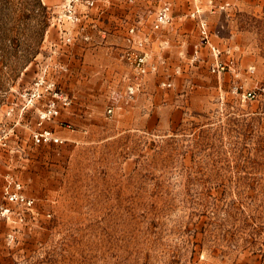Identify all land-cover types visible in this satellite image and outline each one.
<instances>
[{"label": "rangeland", "instance_id": "obj_1", "mask_svg": "<svg viewBox=\"0 0 264 264\" xmlns=\"http://www.w3.org/2000/svg\"><path fill=\"white\" fill-rule=\"evenodd\" d=\"M51 1L0 0V166L34 198L7 201L1 175L0 264H264V0H178L198 42L131 93L120 57L52 55ZM133 2L95 0L86 23Z\"/></svg>", "mask_w": 264, "mask_h": 264}, {"label": "built area", "instance_id": "obj_2", "mask_svg": "<svg viewBox=\"0 0 264 264\" xmlns=\"http://www.w3.org/2000/svg\"><path fill=\"white\" fill-rule=\"evenodd\" d=\"M94 1L95 0H57L46 5L48 25L44 40L48 38L47 32L51 26L55 28L57 33L54 40L49 39L51 49H57V47L64 48L65 45L77 41L88 42L91 40L92 33L89 30L86 20L92 18L89 7L93 5ZM170 18L171 4L169 1L163 0L160 2L150 21L151 29L159 30ZM200 26L202 38L207 41L208 32L206 21L201 20ZM104 31L105 30H102L101 32L104 33ZM149 37L150 34L145 30L140 17L132 21H126V30L123 35L124 43L120 48L119 57L128 62L133 69L134 80L127 86L130 93L135 90V85L139 83V78L149 70L156 68L155 63L150 61ZM220 66L221 68L224 67L223 64H220ZM162 83L169 85L170 81H163ZM111 110L112 108H108V111ZM57 112L58 109L55 106V102L52 100L48 107L41 112V116L50 117ZM33 137L35 141H57L59 139V137L55 136L49 129L37 131L33 134ZM4 143L5 142H3V144ZM3 179L2 193L7 201L21 203L27 207L32 205L34 198L28 196L23 191V184L20 180L10 173L4 174ZM11 211V207L5 202L0 203V216L8 217ZM19 213L20 212H18V218L22 219L23 216ZM10 235L12 234L10 233Z\"/></svg>", "mask_w": 264, "mask_h": 264}, {"label": "crops", "instance_id": "obj_3", "mask_svg": "<svg viewBox=\"0 0 264 264\" xmlns=\"http://www.w3.org/2000/svg\"><path fill=\"white\" fill-rule=\"evenodd\" d=\"M57 0L51 1L53 3ZM153 1H157L156 5L161 2V0H135L133 6H129L127 10L115 12L113 15H109V20L105 21L103 17L97 16L94 19L95 23L91 24L89 30L92 33V38L88 42H74L69 45H65L64 48L57 47V49H51L50 40H54L55 36H49L44 42L50 50H53V54L60 59L65 60H83L86 58L85 53L83 52L87 47L89 48H101L104 50V56L101 55L100 58L106 59H119L118 50L119 46L122 44L123 40L120 42L121 37L119 36L122 31L119 21H114L113 19L118 18V16H132L141 18V21H144V18L147 20V26L150 25V19H152L153 12H150L149 7ZM172 2V13L173 17L170 22L164 24L151 38L150 41V53L151 58L162 57L164 60H180L185 58L192 53L193 45L199 40L197 22L191 16H188V12L183 13L178 5V0H169ZM47 3V4H50ZM158 6V5H157ZM128 13V14H127ZM96 15V12H94ZM144 25V27H146ZM100 30H99V29ZM53 34L56 33L55 28H53ZM51 27L49 28V31ZM105 30L104 33L101 31ZM122 34V33H121ZM154 40V41H153ZM54 56V59H57ZM149 99L144 98V102L149 103ZM138 108L137 106L134 107ZM6 143V141H5ZM4 170L0 166V184L2 181L1 175Z\"/></svg>", "mask_w": 264, "mask_h": 264}, {"label": "trees", "instance_id": "obj_4", "mask_svg": "<svg viewBox=\"0 0 264 264\" xmlns=\"http://www.w3.org/2000/svg\"><path fill=\"white\" fill-rule=\"evenodd\" d=\"M42 8H43V10L45 11V6L42 4Z\"/></svg>", "mask_w": 264, "mask_h": 264}]
</instances>
